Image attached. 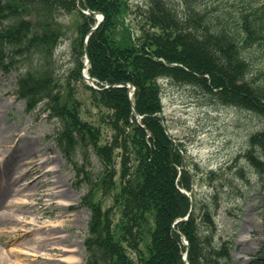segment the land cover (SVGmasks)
I'll return each instance as SVG.
<instances>
[{
    "label": "trees",
    "instance_id": "16d2710c",
    "mask_svg": "<svg viewBox=\"0 0 264 264\" xmlns=\"http://www.w3.org/2000/svg\"><path fill=\"white\" fill-rule=\"evenodd\" d=\"M86 1L105 15L89 39L90 73L111 85L132 83L144 127L135 118L127 89L92 90L97 107L108 111L100 121L114 131L112 141L101 144V130L82 118L76 101L70 97L62 101V92L60 97L55 91L59 87L53 53L63 32L58 19L60 14L78 11L77 0H0V66L8 72L21 63L18 94L29 110L48 99L52 114L64 124L58 143L78 172L85 168L77 165L72 153L81 139L91 141L104 164L101 182L83 198L91 210L85 264H183L184 248L173 223L190 210V200L179 187L191 190L193 177L179 144L158 116L163 111L159 79L197 85L224 104L264 118V83L251 71L245 55L264 41V4L223 0L211 9L210 0H183L181 15L169 0H150L149 8L139 13L137 42L131 38L120 42L118 23L130 10L126 0ZM80 5L84 8L82 1ZM79 16L78 29L85 35L95 20L82 12ZM252 146L264 156V132L252 137ZM117 157L121 158L119 181H115ZM260 157L250 152L252 164L261 171ZM85 175L89 176L87 171ZM95 190L114 192L112 205L103 209L94 202ZM177 229L190 242V264L230 260L225 243L215 242L207 202L196 199L189 220L177 224ZM147 236L151 241L143 250Z\"/></svg>",
    "mask_w": 264,
    "mask_h": 264
},
{
    "label": "rangeland",
    "instance_id": "374dc122",
    "mask_svg": "<svg viewBox=\"0 0 264 264\" xmlns=\"http://www.w3.org/2000/svg\"><path fill=\"white\" fill-rule=\"evenodd\" d=\"M128 1L135 12L128 15L124 23L131 29L132 34L138 35L140 27L137 26L135 13L139 7L146 6L149 0ZM59 19L65 28V34L54 55L56 59L54 80L59 87L55 91H60V97L62 92V101L70 97L76 103L79 102L83 118L98 125L101 113L93 103L85 81L72 75L73 70L78 67L73 52L75 40L72 35L80 20L76 13L60 14ZM122 29L123 27L118 25L119 37ZM257 49L252 51L249 57L253 69L261 70L264 69V45ZM19 72L13 69L6 73L0 67V130L13 139L18 147L23 149L24 146L30 145L32 151L21 160L18 159L14 148L12 149L13 144L1 143L0 158L1 152L6 150V155L11 159L9 166L12 176L23 171L24 162L30 160L32 154L35 158L40 155L44 158L51 157L45 169H58L54 176L60 182L65 197L56 194L51 203L45 205V202L39 200L38 195L36 199L34 198L38 202L36 205L38 212L29 211L27 214L31 216L30 218L41 216L39 226L60 222L61 234L67 238L63 244L74 246L70 249L76 250L78 264H83L85 254L83 241L87 235L90 212L81 201L91 185L82 180V175H76L73 166L67 162L56 143V132L62 128L60 118L50 115L44 105L45 102L40 103L32 112H28L25 102L17 96L16 81ZM262 79L264 80V76ZM161 81L165 123L172 137L186 148L197 197L210 201L215 192L214 183H217L220 190L218 197L220 203L218 208H215L217 240L229 239L232 242L231 264H264V176L258 175L243 157L249 148L251 135L264 130V119L252 111L223 105L215 96L205 93L199 87L170 79ZM102 128L104 137L111 140L112 130L107 126ZM75 156L80 164L85 163L90 169L93 181H98L103 166L94 146L90 142L86 148L79 145ZM117 166H120L119 162ZM239 166L244 167V178L235 174ZM210 171L217 174L213 179L218 177L221 182L208 180L207 173ZM28 190L34 193L33 188ZM43 190L41 189V192ZM101 194L98 191L94 200L103 197L105 206L110 205L112 197ZM13 198L7 193L5 201ZM212 206L214 207V204ZM48 227L44 226L39 232L48 231ZM39 232L29 235L18 232L2 236L0 264H68L62 260L53 263L32 262L14 255L16 250H22Z\"/></svg>",
    "mask_w": 264,
    "mask_h": 264
},
{
    "label": "bare ground",
    "instance_id": "6f19581e",
    "mask_svg": "<svg viewBox=\"0 0 264 264\" xmlns=\"http://www.w3.org/2000/svg\"><path fill=\"white\" fill-rule=\"evenodd\" d=\"M10 143L12 149L18 155V159L24 160L32 151L31 146L24 148L18 147V144L7 137L0 130V144ZM30 160L23 164L24 168L21 173L11 176L10 158L6 155V150L1 152L0 158V238L4 235L23 232L25 235L39 232L40 229L49 226L48 231L35 234V238L28 242L22 250H16L14 255L18 258L23 257L25 260L41 263H53L65 261L68 264H78L76 250L72 245H64L67 238L61 234V223L55 221L44 226H39L41 216L30 218L27 212L36 211L38 202L34 200L38 195L39 200L50 204L56 194L65 197V192L61 190L60 182L54 176L58 171L57 168H46V163L51 157L44 158L43 155L35 158L33 154ZM53 173V175H51ZM29 188L34 189V193L28 192ZM41 189H44L41 192ZM14 197L10 201H5L7 195ZM36 199V198H35ZM65 204V203H64ZM69 205V204H65ZM34 230V231H33ZM39 235V236H38ZM8 262V261H7Z\"/></svg>",
    "mask_w": 264,
    "mask_h": 264
},
{
    "label": "water",
    "instance_id": "95a60500",
    "mask_svg": "<svg viewBox=\"0 0 264 264\" xmlns=\"http://www.w3.org/2000/svg\"><path fill=\"white\" fill-rule=\"evenodd\" d=\"M92 14L96 15L97 13L93 12V11H90ZM95 30V29H94Z\"/></svg>",
    "mask_w": 264,
    "mask_h": 264
}]
</instances>
